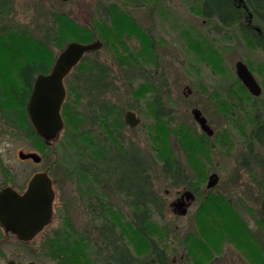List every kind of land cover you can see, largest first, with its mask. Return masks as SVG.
I'll list each match as a JSON object with an SVG mask.
<instances>
[{"label":"rangeland","instance_id":"374dc122","mask_svg":"<svg viewBox=\"0 0 264 264\" xmlns=\"http://www.w3.org/2000/svg\"><path fill=\"white\" fill-rule=\"evenodd\" d=\"M10 2L9 14L0 15V182H12L19 187L33 172L48 169L55 199L51 223L33 241L18 244L14 237L0 231V264L11 260L19 264L34 260L42 264H64V261L70 264L78 253L76 264H116L109 247L94 231L104 215L106 221L116 222L118 227L112 223L115 237H121L122 246L138 259V264H159L151 253L152 241L165 253L166 264H264V253L252 255L224 228L223 234L216 237L215 226H221L224 217L214 206H209L208 211L203 209L206 196L227 201L264 251V172L247 173L237 168L235 162L249 142L255 151L264 152V139L256 143L252 137L256 115L264 122V53L254 44L251 34L237 24L214 31L215 20L203 19L199 6L188 0ZM65 20L72 21L73 29L65 27ZM48 27L64 29L66 39L59 40V47L66 40L70 42L71 32L81 37L98 33L97 40L103 46L87 54L84 65L98 61L107 67L111 84L102 97L85 96L84 89L83 97H75L71 92L77 85L73 77L80 70L71 71L64 80L63 104L67 107L61 132L50 143L37 139L32 145L23 137L29 127L22 131L19 121L22 110L16 106L10 88V81L15 89L19 87L16 73L19 67L15 69V66L26 62L30 55L18 50L8 54L12 49L9 43L36 44L45 38ZM105 39H108L106 44ZM49 45L51 59L55 61L67 44L60 49L53 42ZM238 61L246 65L261 86L262 92L257 97L250 95L238 80L235 73ZM156 92L160 94V105L172 110L168 116L156 115L153 103ZM94 102L98 103L97 107ZM103 102L108 105L106 111L101 107ZM194 108L202 111L214 131L213 136L201 132L191 114ZM11 111L18 116L14 118ZM128 111L134 112L138 120L134 127L124 122ZM25 117L28 118L26 111ZM5 118L14 122L9 126ZM71 139H77V143L72 144ZM130 147L140 151L151 188L159 201H163L161 214L147 205L145 216L149 215L146 219L153 232L144 241L132 225L137 210L133 195H121L115 188L119 171L110 175L105 170L113 165L110 162L118 167ZM34 148L42 157L39 165L17 159L20 150ZM69 151L72 155L80 152L74 157L76 164L72 167L66 165L64 158ZM165 158L181 167L188 182L199 185L197 199L183 216L173 213L169 205L178 191L190 186L174 185L163 174ZM88 163L95 164L93 174L86 171ZM81 167L83 173L79 172ZM6 172H10L11 179L4 176ZM211 173L217 174L218 180L215 187L207 189ZM88 209L97 215L94 222ZM202 220L206 224L201 233ZM70 224L74 231L83 234V244L80 248L69 246L66 251L71 257L66 260L64 256L54 260L52 251L57 247L45 243L56 235L73 243L77 235L70 231ZM249 241L257 249L252 235Z\"/></svg>","mask_w":264,"mask_h":264},{"label":"trees","instance_id":"16d2710c","mask_svg":"<svg viewBox=\"0 0 264 264\" xmlns=\"http://www.w3.org/2000/svg\"><path fill=\"white\" fill-rule=\"evenodd\" d=\"M192 3V5H198L200 8L199 14L203 19L206 20H215V23L213 25L214 31H219L220 28H229L232 26V24H237L239 28L242 31L248 32V34H251V38L254 41V44L261 48L264 53V0H188ZM10 6L11 2L10 0H0V15L3 16L4 14L7 15L10 12ZM247 15V16H246ZM247 18H246V17ZM65 27L73 29L75 26L72 21H64ZM257 26L259 30L253 29L252 27ZM61 28V30L52 29L48 27L46 29V32H44L45 38H40L36 44L30 43L29 41L25 44H18L17 42H11L9 44V48L11 50L8 51V54H13L17 50L21 54L30 55V57L24 62L23 64H20L19 66H15V69H18L17 73L19 75V78L23 82V88L22 90L17 89V91L12 94L14 96V99L16 101V104L18 105L19 100L25 101L31 93L32 84L35 78L39 75H43L49 72L51 69L54 58L51 56L53 55L49 51V44L50 42H53L55 46H57L59 49L68 44L67 40L65 42H62V46L59 47V40L60 39H66L64 38V29ZM51 30V31H50ZM69 40L70 42H73L76 40L80 43H89L88 41H91L92 39H99L100 35L96 33L94 36L85 35L83 37L80 36L79 33L71 32L69 34ZM61 40V41H62ZM73 40V41H71ZM94 40V41H95ZM108 39H105L104 42H106ZM67 42V43H66ZM66 43V44H65ZM33 45H36L34 48ZM5 47V46H4ZM16 50V51H15ZM53 52V51H52ZM96 52V51H95ZM95 52H92L95 53ZM91 54V53H90ZM55 57V55H54ZM84 62H87V58L84 57L82 59L81 63H79L75 68L77 70H80L77 75H74L73 82L77 84L74 88H72L71 92L74 93L75 97L81 96L83 97L82 91L84 89L85 96L88 97H99V95L104 96L105 94L103 92L107 91L109 89V86L111 84V81L109 79L110 77V71L105 67L104 65L100 64L98 61H89L88 64L84 65ZM82 80L83 84H80V81ZM166 82L164 81V84ZM10 88H14V82L10 81ZM69 88H68V95H69ZM159 95L156 92V95L153 99V103L155 105V113L157 116H168L172 110L164 105H160L159 103ZM69 99V98H68ZM14 101V102H15ZM91 101H96L92 99ZM95 107L98 106V103H92ZM16 105V106H17ZM24 107L20 105L19 110L21 112V109ZM67 105L65 106V108ZM101 107L105 108V111L108 108V105L106 102L101 103ZM64 108V104L62 106V112L61 115L65 119L64 111L66 112ZM104 109H102L103 111ZM13 112L14 118L17 115L15 111ZM10 113V111L8 112ZM11 114V113H10ZM25 110L22 109V114H20L21 119V125L22 128H27V125L29 124L28 118L25 120ZM75 124H78L74 122ZM29 132L31 131V126L29 124ZM67 131V130H66ZM80 136V133L77 134V137ZM262 136V135H261ZM261 136L258 135V139H261ZM72 144L77 143V139H71ZM101 151L105 154V149L101 148ZM80 152L74 153L72 155L69 152L65 153V163L68 166H74V157L79 155ZM128 157L127 159L124 158L122 161L118 162V167H115V163H111L113 165H109L105 170L110 175L116 174V171L118 172L117 177H121L119 179V183L122 184L120 187L122 190H124L128 195H133L134 198V205L137 210L134 211L133 216V223L134 226V232H137L140 234L141 241L146 240V236L150 235L151 232H153V229L151 227V224L148 222V218L146 215V209L149 210L147 205H152L155 207L157 212L161 214V210L163 208V204L160 203L161 201L159 196L154 193V191L151 188V182H150V175L147 172L146 166L144 164V161L142 159V156L140 152L135 149L134 147H130L128 149ZM89 168L86 169L89 173L93 174L92 166L94 167L95 164L88 163ZM73 169V168H71ZM78 173V170H75ZM79 172L83 173L84 170L81 169ZM74 174V173H71ZM76 174V173H75ZM163 174L171 180L172 184H183L186 185L189 182V178L181 172L179 166H175L174 163H170V159L165 158L163 161ZM108 178V177H107ZM125 184V185H123ZM207 204L204 206L203 209L206 211L210 210L209 206H214L215 211L222 215L224 217V222L222 225L215 226V235L216 237H220L223 232V228L226 230V232L230 233L235 241H238L240 244H243L248 251H251L252 255H257L259 253H264L258 244V239L255 235L252 234L249 227L243 220V218L239 215V213H235L233 209L231 208L230 204L227 201H223L222 198L216 199V197H205ZM216 201L217 204H214ZM102 208H105V205L102 206ZM91 212L90 209H88V213ZM114 213V212H113ZM112 213V214H113ZM238 215V216H237ZM96 218V217H95ZM102 218V223L106 221L105 215ZM112 221V220H111ZM92 222H94L93 216H92ZM107 222V221H106ZM112 223L116 222L112 221ZM206 222L202 220L200 223V232H203L204 226ZM118 227V226H117ZM111 229L114 231L109 232V236L103 237L101 239L102 243L105 244L107 247H109L111 251V256L113 261L116 264H138V259L134 256H132L123 246H122V239L119 236L116 238L113 236L116 231L114 230V227H111ZM70 231L77 235L76 239L73 243L68 241V239L64 238L61 235L54 236L55 238H51L48 243H45L47 245H52L56 248V250H53L52 252L55 254V259L59 257L64 256L65 260L68 257H71V254L69 251H66V249L69 246H74L76 248H80L82 246V241L84 240V236L82 233H79L77 231L73 230V225L70 224ZM53 235V234H52ZM251 235L254 237V241L257 243V249H253L254 243H251L249 240L251 239ZM139 237V236H138ZM146 245V241L144 242ZM151 253L153 254V257L156 258V261L159 264H166L165 259V253L158 248V246L154 243V241L151 242ZM162 251V252H161ZM261 251V252H260ZM80 255V253H78ZM78 254L74 256L72 261H70V264H76L78 261ZM53 259V258H52ZM59 262H62V259H58ZM68 263V261H64V264Z\"/></svg>","mask_w":264,"mask_h":264},{"label":"water","instance_id":"95a60500","mask_svg":"<svg viewBox=\"0 0 264 264\" xmlns=\"http://www.w3.org/2000/svg\"><path fill=\"white\" fill-rule=\"evenodd\" d=\"M101 47L100 41L90 43L69 42L57 55L50 72L36 77L27 103V115L37 134L45 141L56 139L63 128L60 110L66 92L63 84L65 77L85 54ZM235 67L236 74L242 83L253 95H259L260 88L246 65L239 61ZM192 114L206 134L213 133L212 129L205 124L206 120L201 116L199 110H193ZM126 121L131 127L137 123V119L131 112L126 114ZM19 156L20 158H32L34 162L40 161V156L37 154L25 155L20 152ZM217 180V174H211L206 184L207 188L214 187ZM185 196L187 203L184 200ZM54 197L52 182L43 173L32 177L22 195L17 194L9 187L2 189L0 191L1 226L6 231L16 235L22 242L32 241L51 222ZM193 198L192 192H183L180 198L170 204L173 213L185 215ZM7 264L16 263L9 261ZM26 264L36 263L30 261Z\"/></svg>","mask_w":264,"mask_h":264},{"label":"flooded vegetation","instance_id":"af4514ba","mask_svg":"<svg viewBox=\"0 0 264 264\" xmlns=\"http://www.w3.org/2000/svg\"><path fill=\"white\" fill-rule=\"evenodd\" d=\"M0 24H2V23H0ZM2 27H0V29H1ZM254 29H256V28H254ZM239 62V61H238ZM236 65V64H235ZM249 70V69H248ZM250 71V70H249ZM17 73V72H16ZM235 73H236V67H235ZM250 74L252 75V73L250 72ZM17 76H18V78H19V75H18V73H17ZM69 76V75H68ZM67 76V77H68ZM236 76H237V74H236ZM67 77H65V79L67 78ZM252 77H253V79L255 80V82L257 83V81H256V79L254 78V76L252 75ZM237 78H238V76H237ZM20 79V78H19ZM36 79V78H35ZM64 79V80H65ZM238 80L241 82V84L245 87V89L250 93V95H252V96H254V97H257L256 95H253L249 90H248V88L242 83V81L238 78ZM35 81V80H34ZM34 81H33V84H34ZM33 84H32V88H33ZM257 85L259 86V88H260V94H261V92H262V89H261V86L257 83ZM66 86H68V84H66ZM22 88H23V82H22V80L20 79V84H19V87L17 88V89H19V90H22ZM17 89H15V88H12V91L15 93L16 91H17ZM188 90V89H187ZM31 91H32V89H31ZM188 93H189V91H188ZM31 94V93H30ZM259 94V95H260ZM29 97H30V95H29ZM29 97L27 98V99H25V101H22V100H19V101H17L18 102V106L20 107V105L21 106H23V103H24V110L26 111V114H27V103H28V99H29ZM99 97H101V95H99ZM15 104H16V102H15ZM14 104V105H15ZM17 105V104H16ZM22 108V109H23ZM21 109V110H22ZM193 110H199V109H197V108H194ZM192 110V111H193ZM192 111H191V114H192ZM200 111V113H201V116H203L204 118H205V120H206V123L205 124H207V126H209V124L207 123V119H206V117L203 115V113H202V111L201 110H199ZM128 112H131V111H128ZM128 112H126V114L128 113ZM131 113H133L134 114V116H135V113L134 112H131ZM126 114H125V117H124V122L126 123V125H128V123H127V121H126ZM192 117L194 118V115L192 114ZM260 117V115H256V117L254 118V120H253V122H252V124L253 125H255V128H254V133H252V137H253V140L256 142V143H261L262 141H263V139H264V122L263 121H260L261 120V118H259ZM135 118H136V116H135ZM137 119V118H136ZM4 120V119H3ZM9 120H13V119H8V118H5V122H6V124H8L9 126L14 122H9ZM28 120H29V118H28ZM194 120H195V118H194ZM19 121H20V123H21V119H19ZM196 121V120H195ZM137 123H138V120H137ZM136 123V124H137ZM196 123L198 124V122L196 121ZM29 124H30V126H31V131L30 132H28V134H25L24 132V139L25 140H30V142H31V144L32 145H34L35 143H36V141H37V139H41L43 142H46V143H50L51 141H45V140H43V138H41L38 134H37V132H36V130L34 129V127L31 125V123H30V120H29ZM29 124L27 125V126H29ZM135 124V125H136ZM134 125V126H135ZM22 126V125H21ZM129 126V125H128ZM134 126H132V127H134ZM198 126H199V128H200V130H201V132L203 133V134H205L206 136H213V134H214V131H213V129H212V131H213V133L212 134H210V135H208V134H206V132L205 131H203L202 129H201V127H200V125L198 124ZM129 127H131V126H129ZM24 129L22 128V131H23ZM258 135H262L261 136V139H258L257 137H258ZM31 139H33L34 141H32ZM35 150H33V149H30V150H20L18 153H17V159L21 162V163H31V164H33V165H39L40 163H41V160H42V157L40 156V161L39 162H34V160L32 159V158H20V156H19V153L20 152H22L23 154H25V155H27V154H37L38 155V152L36 151V148H34ZM140 152V151H139ZM128 154V153H127ZM126 154V159H127V157H128V155ZM141 154V153H140ZM262 155V156H261ZM235 162H236V164H237V168H239V169H242L243 171H247V173H248V171L249 172H264V152H257V151H255L254 150V148H253V143L252 142H249V143H247V145H246V147H245V149L243 150V151H241V152H239V154L236 156V159H235ZM174 165L175 166H179V165H177V163L175 164L174 163ZM179 168H180V170H181V172H182V169H181V167L179 166ZM196 168V167H195ZM197 169V168H196ZM8 173H10V172H6L5 173V175L4 176H8ZM40 173H43V174H45L50 180H51V182H52V187H53V191H54V183H53V181H52V178L49 176V173H48V169H45V170H41V171H35V172H33L30 176H29V178L27 179V181H26V183L25 184H23V185H20L19 187H16V186H14V185H12V182H8V181H3V182H0V191L2 190V189H5V188H7V187H9V188H11V189H13L17 194H19V195H22L25 191H26V189H27V187H28V184H29V182H30V180L32 179V177L34 176V175H36V174H40ZM211 174H214V173H211ZM9 178L8 179H11V177L10 176H8ZM121 177H119L118 178V180H117V182H116V185H115V188L118 190V191H121L122 193H121V195H123V194H126V192L124 191V190H122V188L120 187V185H122V184H120L118 181H119V179H120ZM123 185H125V184H123ZM188 186H190V187H183L182 188V191H178V193H177V196H176V198H175V200L176 199H178L179 197H181V194L183 193V192H185V191H190V192H192V194L194 195V198L193 199H191V203H190V205L197 199V195H198V187H199V185L198 184H195V183H192V182H189L188 183ZM54 194H55V191H54ZM126 195H128V194H126ZM184 200L186 201V203H187V199H186V196L184 197ZM174 201V200H173ZM163 202V201H162ZM54 203V202H53ZM171 204V203H170ZM189 205V206H190ZM188 206V207H189ZM52 209H53V214H54V205L52 206ZM112 211V208H110L109 209V212H111ZM105 212H107V209L105 208ZM53 214H52V218H53ZM89 214V216L91 217V219H92V216H93V218H95V217H97V215H96V213L95 212H93L92 210H91V212H89L88 213ZM49 225H47V227H48ZM111 227H112V221L111 220H109V221H104L103 223L101 222L99 225H97V226H94V231H95V235L97 236V237H100V240L101 239H103V237H107V236H109V232H111V231H113L112 229H111ZM43 230H44V228H43ZM42 230V231H43ZM0 231L2 232L1 234H6V235H9V236H11V237H14L15 238V240H17L16 242L18 243V244H20V243H22L18 238H17V236L16 235H14L13 233H11V232H8V231H6L2 226H1V224H0ZM41 231V232H42ZM40 232V233H41ZM114 232V231H113ZM39 233V234H40ZM38 234V235H39ZM37 235V236H38ZM36 236V237H37ZM113 236H115V234L113 235ZM35 237V238H36ZM20 254V253H19ZM18 254V255H19ZM12 261V260H11ZM35 262H36V260H34ZM15 262V261H14ZM16 263V262H15ZM37 264H42V263H40L39 261H37L36 262ZM16 264H19V263H16ZM26 264V263H25Z\"/></svg>","mask_w":264,"mask_h":264}]
</instances>
